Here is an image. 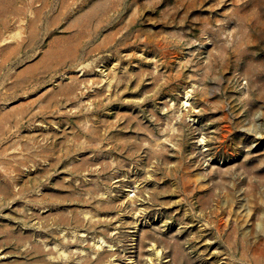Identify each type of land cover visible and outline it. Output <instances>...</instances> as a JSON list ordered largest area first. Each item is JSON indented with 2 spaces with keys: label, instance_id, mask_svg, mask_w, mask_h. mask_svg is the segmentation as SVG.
I'll list each match as a JSON object with an SVG mask.
<instances>
[{
  "label": "rangeland",
  "instance_id": "rangeland-1",
  "mask_svg": "<svg viewBox=\"0 0 264 264\" xmlns=\"http://www.w3.org/2000/svg\"><path fill=\"white\" fill-rule=\"evenodd\" d=\"M0 252L264 264V0H0Z\"/></svg>",
  "mask_w": 264,
  "mask_h": 264
},
{
  "label": "bare ground",
  "instance_id": "bare-ground-1",
  "mask_svg": "<svg viewBox=\"0 0 264 264\" xmlns=\"http://www.w3.org/2000/svg\"><path fill=\"white\" fill-rule=\"evenodd\" d=\"M140 240H142V239H140ZM143 243V242H142ZM110 246V245H109ZM114 247V246H113ZM155 248V247H154ZM156 249H159V248H156ZM142 250H140V252H141ZM156 251V250H155ZM115 252V251H114ZM113 252V253H114ZM109 253V252H108ZM110 253H112V252H110ZM162 253V252H161ZM160 254V252L158 251L157 252V259H159L160 260V258H158V256H160L159 255ZM175 254H177V253H175ZM104 255V253L102 254V256ZM113 255V254H112ZM115 255V254H114ZM118 255V254H117ZM105 256V255H104ZM110 256V255H109ZM109 256H107V258L109 257ZM155 256V255H154ZM153 256V257H154ZM172 256H173V254H172ZM106 257V256H105ZM112 257H114V256H112ZM142 257V259H143V256H141ZM5 258H6V255L5 254H3L2 252H0V264H8L6 261H5ZM104 258V257H103ZM111 258V257H110ZM117 258V257H116ZM132 258V257H131ZM156 258V257H155ZM173 258V257H172ZM102 259V258H101ZM121 259V258H120ZM129 259V258H128ZM138 259V258H137ZM139 259H141V258H139ZM150 259H151V257H150ZM116 260V259H115ZM174 260V259H173ZM105 261V260H104ZM138 261V260H137ZM151 261V260H150ZM152 261H154V260H152ZM170 261H172V260H170ZM176 261V260H175ZM102 262V261H101ZM133 262V259L132 260H130L129 262H128V264H133L132 263ZM142 262V261H141ZM157 262H158V260H157ZM122 263V262H121ZM143 263V262H142ZM147 263V262H146ZM159 263V262H158ZM138 264V263H137ZM141 264V263H140ZM152 264H154L153 262H152Z\"/></svg>",
  "mask_w": 264,
  "mask_h": 264
}]
</instances>
